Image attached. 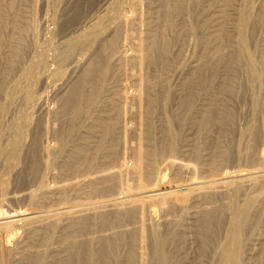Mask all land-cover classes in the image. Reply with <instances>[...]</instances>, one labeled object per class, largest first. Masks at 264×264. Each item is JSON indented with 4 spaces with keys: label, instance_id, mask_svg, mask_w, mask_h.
Instances as JSON below:
<instances>
[{
    "label": "bare ground",
    "instance_id": "6f19581e",
    "mask_svg": "<svg viewBox=\"0 0 264 264\" xmlns=\"http://www.w3.org/2000/svg\"><path fill=\"white\" fill-rule=\"evenodd\" d=\"M0 264H264V0H0Z\"/></svg>",
    "mask_w": 264,
    "mask_h": 264
},
{
    "label": "rangeland",
    "instance_id": "374dc122",
    "mask_svg": "<svg viewBox=\"0 0 264 264\" xmlns=\"http://www.w3.org/2000/svg\"><path fill=\"white\" fill-rule=\"evenodd\" d=\"M38 9H39V8H38ZM185 163H186V165L184 164V167L186 166V167H185V169H186V168H187V166H188V162H185Z\"/></svg>",
    "mask_w": 264,
    "mask_h": 264
}]
</instances>
